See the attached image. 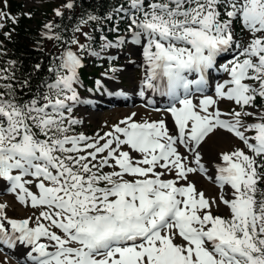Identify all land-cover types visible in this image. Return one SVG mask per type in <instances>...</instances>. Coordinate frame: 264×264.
Here are the masks:
<instances>
[{"label":"snow or ice","instance_id":"snow-or-ice-1","mask_svg":"<svg viewBox=\"0 0 264 264\" xmlns=\"http://www.w3.org/2000/svg\"><path fill=\"white\" fill-rule=\"evenodd\" d=\"M73 8L66 0L55 16ZM113 16L127 20L128 36L101 35L100 51L76 35L90 41L83 27L99 16L81 17L69 37L45 23L42 35L61 50L48 69L55 79L34 90L15 76V61L0 68V181L39 210L14 219L0 203V247H22L23 264H264V0H127ZM9 20L18 23L0 8V29ZM126 44L143 58L139 95L148 105L155 102L146 93L166 98L154 110L170 122L132 113L103 135L75 133L82 54ZM214 71L225 78L212 83ZM221 130L243 147L210 159V174L203 144ZM192 173L219 196L207 198Z\"/></svg>","mask_w":264,"mask_h":264},{"label":"rangeland","instance_id":"rangeland-1","mask_svg":"<svg viewBox=\"0 0 264 264\" xmlns=\"http://www.w3.org/2000/svg\"><path fill=\"white\" fill-rule=\"evenodd\" d=\"M8 1V0H7ZM23 3L24 8L27 12L31 13V8H35L37 11L34 18H39L42 15V8L49 10V14L53 15L54 10L61 8L66 0H15ZM0 8L7 11L4 8V0H0ZM63 10V9H62ZM86 26L83 27V30ZM81 43H83L82 36L78 37ZM129 48L132 49L133 54L129 55ZM75 50V46H73ZM116 56L117 59L109 62L108 56ZM101 61V66L93 65L89 68H85L87 63L86 59L83 58V67L78 70L79 72V83L74 85L82 99L79 106L76 104L75 113L77 118L82 121L81 125L83 132L86 136L92 137L97 133L103 135L105 132L111 130L112 126L117 124L125 117L136 113V120H147L155 119L163 112H157L154 108L163 109L167 102L163 106L159 105H148L147 101L143 102L139 97H130L129 94L133 92H140V81L144 75L143 58L140 54L138 47L134 45H125L123 50L121 49H110L105 53H102L100 57H96ZM230 58V54H227L221 58H218V65L224 64ZM93 61V59L91 60ZM94 64V62L92 63ZM110 67H117L119 70L116 73L109 71ZM101 68V70H100ZM108 68V69H107ZM107 73V75H104ZM213 76L216 81H222L225 78V74L222 71H214ZM112 77V78H110ZM100 80L104 82V91L97 88L96 81ZM102 89V88H100ZM91 90L95 92H91ZM99 90V91H98ZM102 91V92H100ZM208 95H213L214 92L211 88L207 91ZM148 95V93H146ZM149 98V96L147 97ZM94 101V102H93ZM220 107L222 110H227L228 103H221ZM251 110V109H250ZM90 112H95L96 117H92ZM251 119V118H250ZM217 146L215 135H209L206 138L205 149L216 157L220 152L215 147ZM243 147L242 143L231 137L225 144L223 151H231L234 148ZM180 151L183 153L184 149L181 147ZM213 172V168L209 169V173ZM189 179L195 182L198 190L203 191L206 197L211 199L218 197L220 189L212 181L203 176L200 179L195 177V173L189 174ZM0 203L6 204V214L10 218L19 219L28 216L38 215L39 210L33 209L22 205L16 199L15 193L8 190V186L5 182L0 181ZM226 211V210H225ZM24 252L22 247L20 248H7L6 246L0 247V264H23L26 258L25 255H21ZM19 254L21 258H17L12 254Z\"/></svg>","mask_w":264,"mask_h":264},{"label":"trees","instance_id":"trees-1","mask_svg":"<svg viewBox=\"0 0 264 264\" xmlns=\"http://www.w3.org/2000/svg\"><path fill=\"white\" fill-rule=\"evenodd\" d=\"M74 8L72 10H64L63 17H56L55 14H49V10L42 8V15L39 18H34L36 13L35 8H31V15H25L27 10L24 8L23 3L15 0L7 1V12H10L12 16L18 17V23L12 24L9 20L3 29H0V41H3V53L0 54V68L8 67V61H15L14 72L19 81L29 79L33 90L39 84L40 81L49 79H55L54 74L49 73L48 69L52 64L53 58L59 54L61 50V44L54 40H49L42 35L44 31L43 25L51 21L53 24L59 25V28L54 31L60 32L63 36H71V28L75 26L81 17L86 18L87 14L92 13L99 16L101 19L99 22L90 21L86 28L83 30L88 32L92 39L86 41L85 38L77 33V37L82 36L83 43H88L92 50L100 51V45L102 43L101 35L107 36L110 40L122 34L125 31L126 19H119L113 16L112 19H108L109 14L113 10L124 4L127 6V0H73ZM118 23L119 33L112 31L113 27ZM3 32H11V40L4 37ZM83 58L88 61L94 56L84 52ZM36 64H40V68H35ZM28 93V90H24ZM22 95L24 93H21ZM31 93H28L25 98H28ZM258 104L264 103V101L257 100ZM74 109V108H73ZM77 119L76 113L71 114ZM75 133H81L83 131L80 124L74 125Z\"/></svg>","mask_w":264,"mask_h":264},{"label":"bare ground","instance_id":"bare-ground-1","mask_svg":"<svg viewBox=\"0 0 264 264\" xmlns=\"http://www.w3.org/2000/svg\"><path fill=\"white\" fill-rule=\"evenodd\" d=\"M129 96L130 97H136L137 96V97H139L140 100H143V102L147 101V99L145 97H141L138 92L137 93L133 92L132 94H129ZM146 96L147 97L149 96V98L154 100V102H155L154 105L163 106V104H165L167 102L166 98H161L158 95L152 96L151 92H149L148 95H146ZM90 115L92 117H96V113L95 112L94 113L90 112ZM158 118H166L170 122V118L167 116V114H161L159 117H157L155 119H158ZM230 138H231L230 134L226 133L225 131L221 130L220 132H218L215 135V140H216V143H217V146L215 147V149H217V151H223L224 147H225V144L229 141ZM213 158H215L214 155L212 153H210L208 150L205 149V143H204L203 144V161L202 162H204L206 164V167H208L209 169H212V166L208 164V161L210 159H213ZM195 177L197 179H200V178L203 177V175L199 174V173H195ZM193 181H194V179H193ZM12 255L17 257V258H21V256L19 254H17V255L16 254H12Z\"/></svg>","mask_w":264,"mask_h":264}]
</instances>
